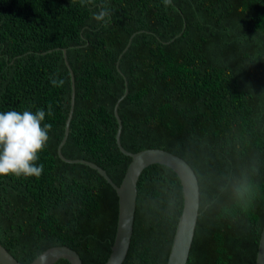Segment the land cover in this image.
I'll return each mask as SVG.
<instances>
[{
	"label": "trees",
	"instance_id": "obj_1",
	"mask_svg": "<svg viewBox=\"0 0 264 264\" xmlns=\"http://www.w3.org/2000/svg\"><path fill=\"white\" fill-rule=\"evenodd\" d=\"M101 6L111 14L105 22L93 19ZM63 49L75 96L62 155L90 160L120 184L131 158L115 142L113 108L127 88L118 104L123 147L168 150L196 173L186 264H255L264 227V0H0V112L44 110L42 126L51 124L35 162L42 174L0 176V243L22 263L66 245L82 264H104L118 197L96 169L57 152L71 96ZM182 204L177 174L146 166L122 264H166Z\"/></svg>",
	"mask_w": 264,
	"mask_h": 264
},
{
	"label": "water",
	"instance_id": "obj_2",
	"mask_svg": "<svg viewBox=\"0 0 264 264\" xmlns=\"http://www.w3.org/2000/svg\"><path fill=\"white\" fill-rule=\"evenodd\" d=\"M126 48L127 46L123 51L126 50ZM63 55L70 72L71 96L70 108L65 121L64 134L57 147V152L65 161L81 162L96 169L114 188L118 197V215L115 236L110 253L104 264H122L127 254L133 231L137 181L143 169L152 163L168 166L177 174L180 180L183 193V204L166 264H186L199 214V186L194 170L182 157L162 148H145L136 152H131L123 147L120 142L122 122L118 114V104L127 93V88L118 98L113 108V114L117 121L115 142L119 150L131 158L120 184H115L102 167L90 160L64 157L61 153V146L65 142L69 131V123L74 105L75 81L73 71L66 59L65 49H63ZM118 70L120 71L119 68ZM125 84H127L126 80ZM60 258L67 259L70 264H82V260L76 250L66 245L50 246L30 262L22 263L0 243V264H53ZM255 264H264V227L262 228L257 246Z\"/></svg>",
	"mask_w": 264,
	"mask_h": 264
},
{
	"label": "clouds",
	"instance_id": "obj_3",
	"mask_svg": "<svg viewBox=\"0 0 264 264\" xmlns=\"http://www.w3.org/2000/svg\"><path fill=\"white\" fill-rule=\"evenodd\" d=\"M81 4L91 3V0H80ZM167 5L171 0H163ZM108 9L101 6L98 13H93L97 22H105L110 17ZM54 86L62 84L55 77L50 81ZM50 114V113H49ZM46 113L38 110H10L0 112V176L39 177L43 165L35 162L49 140L48 132L51 124H43Z\"/></svg>",
	"mask_w": 264,
	"mask_h": 264
},
{
	"label": "bare ground",
	"instance_id": "obj_4",
	"mask_svg": "<svg viewBox=\"0 0 264 264\" xmlns=\"http://www.w3.org/2000/svg\"><path fill=\"white\" fill-rule=\"evenodd\" d=\"M251 36V35H250ZM69 64V63H68ZM264 120V119H263ZM261 137H263V136H261ZM247 141V140H246ZM256 142V141H255ZM263 142V141H262ZM237 143V142H236ZM244 143V142H243ZM252 144V143H251ZM252 148V147H251ZM226 149V148H225ZM235 150H237V148L235 149ZM231 150H229V152H230ZM257 151V150H256ZM198 152V151H197ZM233 152V151H232ZM231 152V153H232ZM248 152V151H247ZM247 152H245V153H247ZM264 152V151H263ZM256 153V152H255ZM258 153V152H257ZM235 154H236V152H235ZM251 154H252V152H251ZM259 154V153H258ZM179 155V154H178ZM195 155V154H194ZM249 155V154H248ZM257 155V154H256ZM204 156V155H203ZM227 156H229V154H227ZM199 157V156H198ZM207 157H209V156H207ZM237 157V156H236ZM253 157V156H252ZM255 157H258V156H255ZM232 158H233V156H232ZM243 158V157H242ZM212 159V158H211ZM217 159V158H216ZM225 159V158H224ZM229 159H230V156H229ZM234 159V158H233ZM222 160V159H221ZM232 160V159H231ZM236 160V159H235ZM235 160H233V161H235ZM253 160V159H252ZM205 161V160H204ZM215 161V160H214ZM220 161V160H219ZM230 161V160H229ZM240 161V160H239ZM241 161H242V159H241ZM202 162H203V160H202ZM208 160H207V166H208ZM216 162H217V160H216ZM222 162V161H221ZM256 162H257V160H256ZM212 163H214L213 161L211 162V164ZM210 164V165H211ZM225 164V163H224ZM241 164V163H240ZM253 164V163H252ZM237 165H239V163L237 164ZM201 167V166H200ZM205 167V166H204ZM214 167V166H213ZM233 167V166H232ZM243 167V166H242ZM257 167V166H256ZM211 168V167H210ZM202 169H204V168H202ZM223 169V168H222ZM226 169V168H225ZM198 170V169H197ZM202 171V170H201ZM201 171H200V173H201ZM222 171V170H221ZM256 171H257V169H256ZM212 172H214V171H212ZM217 171L215 170V172L214 173H216ZM199 173V172H198ZM210 173V172H209ZM219 173V172H218ZM239 173V172H238ZM196 174V173H195ZM203 174V173H202ZM199 176V175H198ZM223 176V175H222ZM253 177V176H252ZM236 178V177H235ZM203 179V178H202ZM239 179V178H238ZM201 180H199V182H200ZM224 181V180H223ZM236 181V180H235ZM224 183V182H223ZM236 183V182H235ZM238 183V182H237ZM259 184V183H258ZM235 185V184H234ZM233 185V186H234ZM200 188V187H199ZM201 195V194H200ZM197 223V222H196Z\"/></svg>",
	"mask_w": 264,
	"mask_h": 264
}]
</instances>
